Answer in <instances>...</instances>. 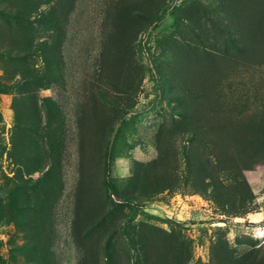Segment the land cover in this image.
Wrapping results in <instances>:
<instances>
[{"label": "rangeland", "instance_id": "1", "mask_svg": "<svg viewBox=\"0 0 264 264\" xmlns=\"http://www.w3.org/2000/svg\"><path fill=\"white\" fill-rule=\"evenodd\" d=\"M0 264H264V0H0Z\"/></svg>", "mask_w": 264, "mask_h": 264}, {"label": "trees", "instance_id": "2", "mask_svg": "<svg viewBox=\"0 0 264 264\" xmlns=\"http://www.w3.org/2000/svg\"><path fill=\"white\" fill-rule=\"evenodd\" d=\"M111 142L108 141L105 148V158H104V166H103V174H104V185L107 190L110 192L114 191V184L111 180L110 175V163H111Z\"/></svg>", "mask_w": 264, "mask_h": 264}]
</instances>
